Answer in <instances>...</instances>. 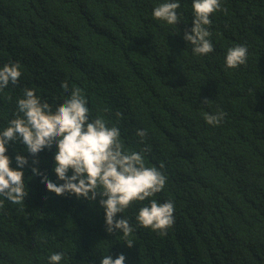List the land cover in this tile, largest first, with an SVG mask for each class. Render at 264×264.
I'll use <instances>...</instances> for the list:
<instances>
[{
  "label": "trees",
  "instance_id": "16d2710c",
  "mask_svg": "<svg viewBox=\"0 0 264 264\" xmlns=\"http://www.w3.org/2000/svg\"><path fill=\"white\" fill-rule=\"evenodd\" d=\"M0 264H264V0H0Z\"/></svg>",
  "mask_w": 264,
  "mask_h": 264
},
{
  "label": "clouds",
  "instance_id": "9594fccd",
  "mask_svg": "<svg viewBox=\"0 0 264 264\" xmlns=\"http://www.w3.org/2000/svg\"><path fill=\"white\" fill-rule=\"evenodd\" d=\"M216 13L217 12L214 11V9L210 8L209 6L204 7L201 10V12L199 13V15L204 16L205 26L207 27V29H209L211 27L210 25L213 23L214 18L216 17ZM170 23L173 24V23H178V22L175 19L173 22H170ZM174 26H179V25L177 24ZM229 26H230V24L228 23L226 28ZM247 52H248V45L247 44H244L241 47L240 51L238 50V46H236V48L234 49V52L231 53V57L233 56L234 53H236V54H238V57H240L241 59H245ZM224 61H225V63L227 62V54L224 57ZM130 196H133L130 201L136 202V205L142 204V202L144 200V195L140 191H132L128 197H130Z\"/></svg>",
  "mask_w": 264,
  "mask_h": 264
}]
</instances>
